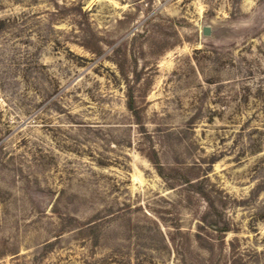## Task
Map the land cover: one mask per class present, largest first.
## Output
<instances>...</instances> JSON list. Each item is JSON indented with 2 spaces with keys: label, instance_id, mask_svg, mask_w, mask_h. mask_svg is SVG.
<instances>
[{
  "label": "rangeland",
  "instance_id": "1",
  "mask_svg": "<svg viewBox=\"0 0 264 264\" xmlns=\"http://www.w3.org/2000/svg\"><path fill=\"white\" fill-rule=\"evenodd\" d=\"M0 264H264V0H0Z\"/></svg>",
  "mask_w": 264,
  "mask_h": 264
},
{
  "label": "water",
  "instance_id": "2",
  "mask_svg": "<svg viewBox=\"0 0 264 264\" xmlns=\"http://www.w3.org/2000/svg\"><path fill=\"white\" fill-rule=\"evenodd\" d=\"M201 32L203 35H210L211 34V26L204 24L201 28Z\"/></svg>",
  "mask_w": 264,
  "mask_h": 264
}]
</instances>
